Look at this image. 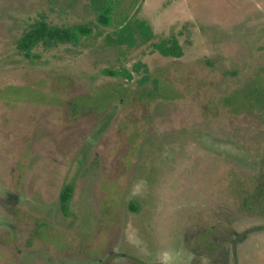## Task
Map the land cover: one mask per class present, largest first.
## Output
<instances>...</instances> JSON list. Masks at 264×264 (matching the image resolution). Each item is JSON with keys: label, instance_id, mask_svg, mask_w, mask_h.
Segmentation results:
<instances>
[{"label": "rangeland", "instance_id": "1", "mask_svg": "<svg viewBox=\"0 0 264 264\" xmlns=\"http://www.w3.org/2000/svg\"><path fill=\"white\" fill-rule=\"evenodd\" d=\"M117 1L0 0V264H264V0ZM135 13L183 55L107 46ZM41 19L93 33L29 59Z\"/></svg>", "mask_w": 264, "mask_h": 264}, {"label": "trees", "instance_id": "2", "mask_svg": "<svg viewBox=\"0 0 264 264\" xmlns=\"http://www.w3.org/2000/svg\"><path fill=\"white\" fill-rule=\"evenodd\" d=\"M94 12L96 13L97 21L102 26H111L113 24V13L118 5L117 0H90ZM93 33V28L90 23H77L68 26H59L50 24L44 19L34 23L30 28L26 29L23 35L18 40V50L25 57L32 59L34 56V49L40 45L52 46L58 43H79L85 37H90ZM155 33L150 23L139 16L138 13L134 15H126L119 23V26L111 33H107L104 41L109 47L117 48L123 54L126 52L141 47L146 44H151L153 50L159 52L164 57L179 58L183 55V49L175 35L164 38L159 42H153ZM136 71L147 70L146 64L138 62L134 65ZM104 73L109 76L124 78L131 77V72L126 68L118 70L105 69ZM146 79V76L144 77ZM259 88L251 90L246 97L252 102L251 105H258L260 101ZM239 97V96H238ZM264 97V96H263ZM241 100L242 98L239 97ZM255 101V103H254ZM264 107V105H263ZM73 193L71 184L66 185L60 194V206L65 215L68 214L69 203ZM250 231V230H249ZM209 248L214 249L213 242L210 243Z\"/></svg>", "mask_w": 264, "mask_h": 264}, {"label": "flooded vegetation", "instance_id": "3", "mask_svg": "<svg viewBox=\"0 0 264 264\" xmlns=\"http://www.w3.org/2000/svg\"><path fill=\"white\" fill-rule=\"evenodd\" d=\"M246 232V231H245ZM244 232V233H245ZM242 236H243V234H242ZM245 238V235L242 237V239H244ZM244 241V240H243ZM195 253H192V259L190 260V264H199V262H198V260L197 259H194L193 257L196 255H194ZM162 262H164L165 260L163 259V260H161ZM176 264H178V263H176ZM187 264H189V263H187Z\"/></svg>", "mask_w": 264, "mask_h": 264}]
</instances>
